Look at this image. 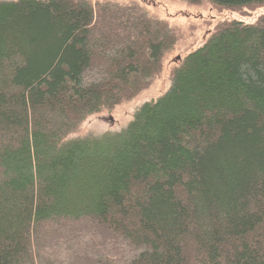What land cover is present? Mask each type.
Listing matches in <instances>:
<instances>
[{"label":"trees","instance_id":"obj_1","mask_svg":"<svg viewBox=\"0 0 264 264\" xmlns=\"http://www.w3.org/2000/svg\"><path fill=\"white\" fill-rule=\"evenodd\" d=\"M175 43L137 0H0V264H264V15L217 22L119 130L70 136Z\"/></svg>","mask_w":264,"mask_h":264},{"label":"rangeland","instance_id":"obj_2","mask_svg":"<svg viewBox=\"0 0 264 264\" xmlns=\"http://www.w3.org/2000/svg\"><path fill=\"white\" fill-rule=\"evenodd\" d=\"M127 1L129 0H115L118 3ZM137 1L143 3L153 16L169 21L174 28L176 43L172 51L164 57L160 72L148 87L141 90L132 99L118 104L111 111L103 110L88 116L70 136L97 135L109 130H119L132 119L141 103L158 97L168 89L173 68L181 62L187 52L207 38L217 22L235 19L251 23L256 21L259 16L264 15V4L238 10H225L214 8L207 1L199 4H191L183 0ZM178 57L179 59H177Z\"/></svg>","mask_w":264,"mask_h":264},{"label":"water","instance_id":"obj_3","mask_svg":"<svg viewBox=\"0 0 264 264\" xmlns=\"http://www.w3.org/2000/svg\"><path fill=\"white\" fill-rule=\"evenodd\" d=\"M179 58V57H178Z\"/></svg>","mask_w":264,"mask_h":264}]
</instances>
